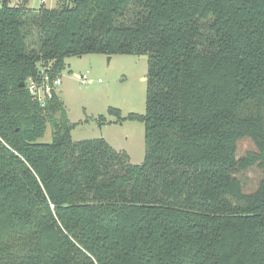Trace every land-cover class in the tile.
Here are the masks:
<instances>
[{
  "label": "trees",
  "instance_id": "trees-1",
  "mask_svg": "<svg viewBox=\"0 0 264 264\" xmlns=\"http://www.w3.org/2000/svg\"><path fill=\"white\" fill-rule=\"evenodd\" d=\"M9 2L0 264H264V0ZM87 54L147 57L144 114L125 119L144 125L139 165L102 138L72 140L59 95L41 107L26 89L41 62L60 74Z\"/></svg>",
  "mask_w": 264,
  "mask_h": 264
},
{
  "label": "rangeland",
  "instance_id": "rangeland-1",
  "mask_svg": "<svg viewBox=\"0 0 264 264\" xmlns=\"http://www.w3.org/2000/svg\"><path fill=\"white\" fill-rule=\"evenodd\" d=\"M42 1L27 0V6L38 8ZM55 1L45 0L46 7H56ZM21 2L22 0H10L9 4L14 7ZM64 63L65 68L60 73L61 84L57 88V94L63 101L66 118L75 124L70 133L72 140L102 138L116 151L126 153L132 165L141 164L145 152L144 125L125 119L130 113L144 114L147 57L87 54L68 57ZM75 75H87L91 83L83 85ZM109 108L118 110L119 118L109 115ZM100 116L105 118L101 125L98 121ZM51 141V129L47 126L44 136L37 143ZM248 148L246 142L241 144L238 155L244 154ZM240 177L246 184V190L250 191L256 186L260 174L255 169Z\"/></svg>",
  "mask_w": 264,
  "mask_h": 264
},
{
  "label": "built area",
  "instance_id": "built-area-1",
  "mask_svg": "<svg viewBox=\"0 0 264 264\" xmlns=\"http://www.w3.org/2000/svg\"><path fill=\"white\" fill-rule=\"evenodd\" d=\"M51 70V65L41 62L38 66V76L31 77L26 82L29 95L41 107L46 106L52 100L57 93L58 86L61 84L60 74L52 73ZM75 78L83 85L91 83L87 75H75Z\"/></svg>",
  "mask_w": 264,
  "mask_h": 264
},
{
  "label": "crops",
  "instance_id": "crops-1",
  "mask_svg": "<svg viewBox=\"0 0 264 264\" xmlns=\"http://www.w3.org/2000/svg\"><path fill=\"white\" fill-rule=\"evenodd\" d=\"M55 1V0H53ZM62 0H56L55 2H57V5L59 4V2H61ZM42 5H44L45 7L47 6L46 3H45V0L42 1ZM56 5V7H57ZM47 8V7H46ZM55 8V7H54ZM50 9V8H49Z\"/></svg>",
  "mask_w": 264,
  "mask_h": 264
},
{
  "label": "water",
  "instance_id": "water-1",
  "mask_svg": "<svg viewBox=\"0 0 264 264\" xmlns=\"http://www.w3.org/2000/svg\"><path fill=\"white\" fill-rule=\"evenodd\" d=\"M20 86L23 87L24 86V83H20Z\"/></svg>",
  "mask_w": 264,
  "mask_h": 264
}]
</instances>
